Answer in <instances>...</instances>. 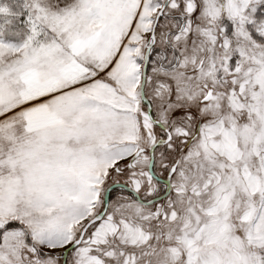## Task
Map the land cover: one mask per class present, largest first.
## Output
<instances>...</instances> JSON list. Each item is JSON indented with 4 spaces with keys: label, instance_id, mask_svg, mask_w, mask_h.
Masks as SVG:
<instances>
[{
    "label": "snow or ice",
    "instance_id": "snow-or-ice-1",
    "mask_svg": "<svg viewBox=\"0 0 264 264\" xmlns=\"http://www.w3.org/2000/svg\"><path fill=\"white\" fill-rule=\"evenodd\" d=\"M0 264H264V0H0Z\"/></svg>",
    "mask_w": 264,
    "mask_h": 264
}]
</instances>
